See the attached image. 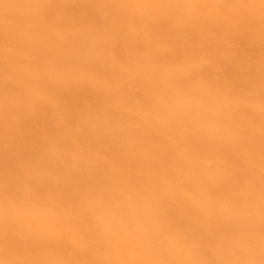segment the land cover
<instances>
[{"label": "bare ground", "instance_id": "1", "mask_svg": "<svg viewBox=\"0 0 264 264\" xmlns=\"http://www.w3.org/2000/svg\"><path fill=\"white\" fill-rule=\"evenodd\" d=\"M260 5L0 0V264H264Z\"/></svg>", "mask_w": 264, "mask_h": 264}, {"label": "clouds", "instance_id": "2", "mask_svg": "<svg viewBox=\"0 0 264 264\" xmlns=\"http://www.w3.org/2000/svg\"><path fill=\"white\" fill-rule=\"evenodd\" d=\"M176 7H180V8H191V7H202L203 5H201L200 3L196 2V3H190V4H178L175 5ZM242 8H247L250 7V5L245 4L243 2H241V4L239 5ZM262 8H264V0H261V5Z\"/></svg>", "mask_w": 264, "mask_h": 264}]
</instances>
